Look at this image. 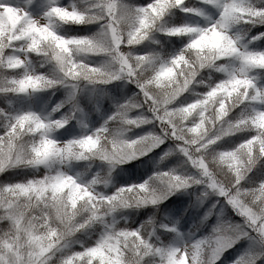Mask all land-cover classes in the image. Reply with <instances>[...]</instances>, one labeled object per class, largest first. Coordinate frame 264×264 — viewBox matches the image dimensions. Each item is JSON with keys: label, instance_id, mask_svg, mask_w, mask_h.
Returning <instances> with one entry per match:
<instances>
[{"label": "clouds", "instance_id": "clouds-1", "mask_svg": "<svg viewBox=\"0 0 264 264\" xmlns=\"http://www.w3.org/2000/svg\"><path fill=\"white\" fill-rule=\"evenodd\" d=\"M0 264H264V0H0Z\"/></svg>", "mask_w": 264, "mask_h": 264}]
</instances>
